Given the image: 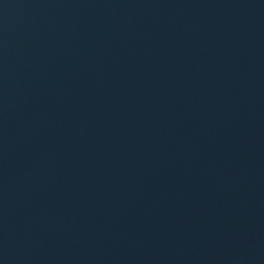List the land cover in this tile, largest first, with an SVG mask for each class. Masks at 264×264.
Listing matches in <instances>:
<instances>
[{
  "label": "water",
  "instance_id": "95a60500",
  "mask_svg": "<svg viewBox=\"0 0 264 264\" xmlns=\"http://www.w3.org/2000/svg\"><path fill=\"white\" fill-rule=\"evenodd\" d=\"M0 264H264V0H0Z\"/></svg>",
  "mask_w": 264,
  "mask_h": 264
}]
</instances>
